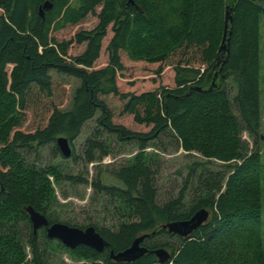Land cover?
Masks as SVG:
<instances>
[{
  "label": "trees",
  "instance_id": "trees-1",
  "mask_svg": "<svg viewBox=\"0 0 264 264\" xmlns=\"http://www.w3.org/2000/svg\"><path fill=\"white\" fill-rule=\"evenodd\" d=\"M230 1L0 0V264H51L52 246L84 264H159L153 251L160 248L170 253L164 264H264L259 171V21L264 11L255 0H236L226 55L220 47ZM44 2L52 8L41 17ZM88 16L95 20L91 28L78 29L68 40L52 36ZM73 45L83 49L72 56ZM102 53L106 64L96 68ZM126 62L138 70L154 67L149 88L138 92L133 83L122 88L118 78ZM216 65L217 88L198 91L207 88ZM167 79L170 87L162 83ZM116 116L130 117L131 126L116 123ZM93 119L94 131L82 151L85 166L110 154V140L136 151L125 165L106 176L99 172L91 183L127 218L115 229L88 225L107 243L101 253L85 246L67 249L48 239L44 228L34 235L26 213L31 208L49 224L88 227L48 214V176L56 184L86 185L83 173L64 175L56 164L37 166L26 155L47 145L59 152L58 137L72 147ZM243 132L252 138L251 148L241 139ZM162 137L187 161L177 194L158 202L153 169L158 155L146 149L161 145ZM70 157L78 159L73 149ZM200 209L209 212L207 221L185 238L162 228ZM146 234L141 258L110 259V252L117 254Z\"/></svg>",
  "mask_w": 264,
  "mask_h": 264
},
{
  "label": "rangeland",
  "instance_id": "rangeland-1",
  "mask_svg": "<svg viewBox=\"0 0 264 264\" xmlns=\"http://www.w3.org/2000/svg\"><path fill=\"white\" fill-rule=\"evenodd\" d=\"M170 22L175 20L174 17L169 16ZM95 24L92 16H88L85 20L76 26H67L65 29L53 32L52 36L57 40H68L78 29H88ZM259 35H260V74H259V90H260V114H261V165H260V188H261V221L263 222L261 235L264 250V15L260 17L259 21ZM82 46L73 45L69 49L70 55H77L82 51ZM174 62V58L170 59ZM170 62V63H171ZM106 64V55L102 53L101 58L96 62V68L102 67ZM127 70L120 75L118 81L123 84L122 88H126L127 84L133 83L136 91H142L149 88L150 80L153 77V68L147 70H138L134 68L131 63H125ZM171 64L166 65L163 70L165 75L170 71ZM203 68V66H202ZM162 81V80H161ZM162 83L170 87L171 81L169 79L163 80ZM109 104L115 108H119L116 100L110 99ZM116 123H122L128 127L131 126V118L128 116L115 117ZM94 119L86 123L81 131V134L76 140L72 142L73 152L77 155V160L72 161L71 157L63 158L60 152H57L53 145H47L40 148L37 153L31 152L26 155V160L31 163L34 162L37 166H45L49 164H56L64 175H77L83 173L88 184L86 185H71L68 182L62 181L56 184L51 176H48L49 188L51 193V200L49 203L48 214L51 217L57 218L61 222L70 225L88 226L90 224H97L98 226H105L115 229L118 224L127 218H121L120 211L115 208V205H110L103 194L97 193L91 187L92 181L100 174L106 176V171L116 170L126 164V161L136 152L132 145H118L114 140H110V154L103 157L100 161L84 165L82 161V151L84 141L94 131ZM103 134V139L105 138ZM241 139L249 143L252 147V138L243 132ZM146 152L156 153L157 160L153 164V169L156 170V188L158 202L167 201L175 196L181 186L183 179L186 176V171L183 167L186 165L187 155L178 149L174 143L169 141L168 137H162L161 145L153 148H147ZM195 155V154H194ZM199 157L198 155H195ZM211 167L218 169L215 164ZM182 169V170H181ZM108 182L109 179H104ZM24 231H22V238H24ZM172 243L175 239H170ZM167 251V250H166ZM26 252V261L30 259L28 250ZM48 257L51 264H84V262L75 259L74 255L69 254L63 249L52 246L48 250Z\"/></svg>",
  "mask_w": 264,
  "mask_h": 264
},
{
  "label": "water",
  "instance_id": "water-1",
  "mask_svg": "<svg viewBox=\"0 0 264 264\" xmlns=\"http://www.w3.org/2000/svg\"><path fill=\"white\" fill-rule=\"evenodd\" d=\"M260 3L261 9L264 11V0H255ZM236 0H231L228 2L225 8V18H224V31L222 37V45L220 47V52L227 55V41L230 36L229 25L232 22V12ZM52 8V5L48 2H44L39 7V15L43 17L44 11H48ZM215 66L213 71L208 75V84L207 88L204 90L198 88V91H203L204 93L210 92L213 89L217 88L216 81L218 79L220 68ZM218 69V70H217ZM55 144L63 158H69L71 156V147L69 141L64 137H58L55 141ZM26 213L28 214L29 221L32 226V232L35 235L40 228H44L46 237L50 240H56L60 242L67 249L73 250L78 246L88 247L98 253L103 252L107 247V243L104 239L94 230L92 226H88L85 229H79L77 227L68 226L63 223H52L49 224L47 219L35 212L31 208H26ZM209 212L205 209H200L195 212L188 220L170 222L163 225V229L166 230L169 234L185 238L196 230L199 226L205 223L208 219ZM148 237V234L141 235L135 238L131 245L125 250L113 254L110 252L109 257L111 260L116 262H133L138 260L146 253V248L142 246V242L145 238ZM153 254L157 258L159 264H164L170 259V253L163 248L153 251Z\"/></svg>",
  "mask_w": 264,
  "mask_h": 264
},
{
  "label": "clouds",
  "instance_id": "clouds-1",
  "mask_svg": "<svg viewBox=\"0 0 264 264\" xmlns=\"http://www.w3.org/2000/svg\"><path fill=\"white\" fill-rule=\"evenodd\" d=\"M177 23H178V21H177Z\"/></svg>",
  "mask_w": 264,
  "mask_h": 264
},
{
  "label": "bare ground",
  "instance_id": "bare-ground-1",
  "mask_svg": "<svg viewBox=\"0 0 264 264\" xmlns=\"http://www.w3.org/2000/svg\"><path fill=\"white\" fill-rule=\"evenodd\" d=\"M209 83V82H208Z\"/></svg>",
  "mask_w": 264,
  "mask_h": 264
}]
</instances>
